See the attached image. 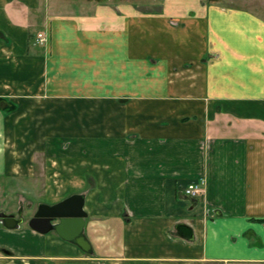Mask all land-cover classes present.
Segmentation results:
<instances>
[{"label":"crops","instance_id":"crops-1","mask_svg":"<svg viewBox=\"0 0 264 264\" xmlns=\"http://www.w3.org/2000/svg\"><path fill=\"white\" fill-rule=\"evenodd\" d=\"M71 1L0 0V193L84 195L92 252L28 218L0 264H264V16Z\"/></svg>","mask_w":264,"mask_h":264},{"label":"water","instance_id":"water-1","mask_svg":"<svg viewBox=\"0 0 264 264\" xmlns=\"http://www.w3.org/2000/svg\"><path fill=\"white\" fill-rule=\"evenodd\" d=\"M82 194H73L55 204L41 203L29 225L41 233L55 231L64 240L77 244L86 252H92V245L84 230L87 211ZM23 218L0 209V223L12 229L17 228Z\"/></svg>","mask_w":264,"mask_h":264},{"label":"rangeland","instance_id":"rangeland-1","mask_svg":"<svg viewBox=\"0 0 264 264\" xmlns=\"http://www.w3.org/2000/svg\"><path fill=\"white\" fill-rule=\"evenodd\" d=\"M152 0H142L139 4H146ZM74 2L75 9H79L82 6L83 0H72ZM225 3L229 5H236V6H247L251 9H255L256 11L260 12V15L264 16V0H224ZM155 3L153 1L151 4ZM159 3V2H157ZM43 181V180H42ZM32 188V187H31ZM6 190L0 193V207L1 209L4 208L6 211H18L19 206H24L25 209V216H30L37 208L39 197L38 194L33 192L32 189L29 188L27 191L25 198H21L20 194L14 193H6ZM35 195V198H34Z\"/></svg>","mask_w":264,"mask_h":264},{"label":"built area","instance_id":"built-area-1","mask_svg":"<svg viewBox=\"0 0 264 264\" xmlns=\"http://www.w3.org/2000/svg\"><path fill=\"white\" fill-rule=\"evenodd\" d=\"M39 41L41 43H43L44 41H46V36L43 33L39 34ZM204 190V181H198V182H194L192 184H190L186 189L185 192L186 194L190 195V196H198L199 194H201Z\"/></svg>","mask_w":264,"mask_h":264},{"label":"flooded vegetation","instance_id":"flooded-vegetation-1","mask_svg":"<svg viewBox=\"0 0 264 264\" xmlns=\"http://www.w3.org/2000/svg\"><path fill=\"white\" fill-rule=\"evenodd\" d=\"M37 210H38V208L31 214V216L28 219V222L35 215V213H36ZM15 216L18 217V218H23V220H27V218H28V217L25 216V211L22 208V206L19 208V210L17 211V213H15Z\"/></svg>","mask_w":264,"mask_h":264}]
</instances>
